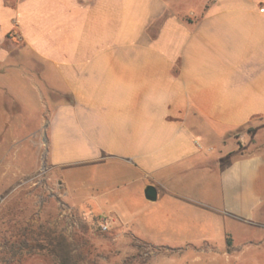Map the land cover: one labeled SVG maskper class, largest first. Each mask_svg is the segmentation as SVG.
I'll use <instances>...</instances> for the list:
<instances>
[{
  "label": "crops",
  "instance_id": "0c3cea01",
  "mask_svg": "<svg viewBox=\"0 0 264 264\" xmlns=\"http://www.w3.org/2000/svg\"><path fill=\"white\" fill-rule=\"evenodd\" d=\"M9 76L48 88L50 109L23 114ZM12 117L35 118L51 167L114 161L174 195L214 173L231 251L241 232L264 263V0H0V126Z\"/></svg>",
  "mask_w": 264,
  "mask_h": 264
},
{
  "label": "rangeland",
  "instance_id": "374dc122",
  "mask_svg": "<svg viewBox=\"0 0 264 264\" xmlns=\"http://www.w3.org/2000/svg\"><path fill=\"white\" fill-rule=\"evenodd\" d=\"M6 83V98L27 99L18 103L26 108L23 114L50 109L48 88L25 86L14 76ZM29 121L25 129L14 117L10 130L0 126V162L7 163L0 166V264H56L52 250L59 236L81 264H249L241 232L234 240L239 247L231 251L235 222L213 206L219 201L214 173L187 171L172 188L175 195L151 184L158 194L150 202L143 195L148 180L127 165L51 167L46 135L40 151L33 147L40 136L25 134L36 123ZM221 152L217 145L211 154Z\"/></svg>",
  "mask_w": 264,
  "mask_h": 264
},
{
  "label": "trees",
  "instance_id": "16d2710c",
  "mask_svg": "<svg viewBox=\"0 0 264 264\" xmlns=\"http://www.w3.org/2000/svg\"><path fill=\"white\" fill-rule=\"evenodd\" d=\"M49 244L52 245L51 241H49ZM52 251L56 264H81V256L72 254L73 248L66 242L64 237H58Z\"/></svg>",
  "mask_w": 264,
  "mask_h": 264
},
{
  "label": "water",
  "instance_id": "95a60500",
  "mask_svg": "<svg viewBox=\"0 0 264 264\" xmlns=\"http://www.w3.org/2000/svg\"><path fill=\"white\" fill-rule=\"evenodd\" d=\"M143 194L146 200L148 201H155L157 199V190L155 186L149 184L147 185L144 190Z\"/></svg>",
  "mask_w": 264,
  "mask_h": 264
},
{
  "label": "built area",
  "instance_id": "2783aa9c",
  "mask_svg": "<svg viewBox=\"0 0 264 264\" xmlns=\"http://www.w3.org/2000/svg\"><path fill=\"white\" fill-rule=\"evenodd\" d=\"M102 229H106V225H103V226H102Z\"/></svg>",
  "mask_w": 264,
  "mask_h": 264
}]
</instances>
